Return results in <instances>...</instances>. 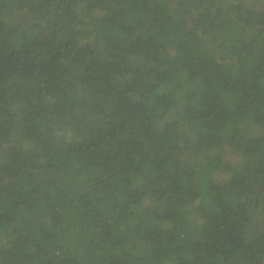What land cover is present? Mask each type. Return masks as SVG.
Segmentation results:
<instances>
[{
	"label": "trees",
	"instance_id": "trees-1",
	"mask_svg": "<svg viewBox=\"0 0 264 264\" xmlns=\"http://www.w3.org/2000/svg\"><path fill=\"white\" fill-rule=\"evenodd\" d=\"M0 264H264V0H0Z\"/></svg>",
	"mask_w": 264,
	"mask_h": 264
},
{
	"label": "rangeland",
	"instance_id": "rangeland-1",
	"mask_svg": "<svg viewBox=\"0 0 264 264\" xmlns=\"http://www.w3.org/2000/svg\"><path fill=\"white\" fill-rule=\"evenodd\" d=\"M260 131L262 132V130L260 129Z\"/></svg>",
	"mask_w": 264,
	"mask_h": 264
}]
</instances>
